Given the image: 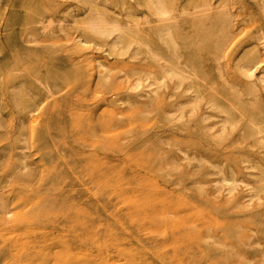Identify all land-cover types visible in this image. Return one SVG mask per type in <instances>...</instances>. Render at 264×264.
<instances>
[{"label":"rangeland","instance_id":"1","mask_svg":"<svg viewBox=\"0 0 264 264\" xmlns=\"http://www.w3.org/2000/svg\"><path fill=\"white\" fill-rule=\"evenodd\" d=\"M98 3L110 14L123 12L120 0ZM226 7L234 12L232 35L245 39L249 33L257 32L260 47H264V13L255 0H227ZM13 10L26 23L10 20L11 31L36 33L46 40L50 37L48 31L54 32L50 39L52 49L36 53L33 66H27L28 77L24 78L25 72L15 65L20 79L35 82L39 78L53 90L36 99L37 111L32 123L28 121L30 131H25L27 145L17 141L19 113L6 92H2L6 106H1V114L6 131L3 130V137L0 135V172L6 164L14 165L16 151L23 150L27 152L26 161L32 163L30 173L35 175L28 177L31 180L27 182L0 175V202L11 212L7 214L0 207V264H219L208 258L217 248L211 240L191 242L195 226L201 233H220L224 229L223 238L219 239L230 242L224 243V248L230 251L236 247L226 253L228 257L224 256L226 264H264V193L255 196L249 191L258 166L264 165V147L248 137L238 139L237 131L220 140L217 127L210 131L215 132L212 140L191 133L198 115L204 111L203 105L196 114L185 107L183 126L167 121L165 116L173 113L176 102L185 96L183 87L170 97L173 83L169 82L155 94L146 95L152 81L147 74L157 72L155 64L140 55L111 56L103 46L79 44L71 19L80 15L82 9L75 0H12L1 15V32ZM178 20L181 29L187 27L188 21ZM193 49L197 55L202 51L199 57L207 66L209 59L203 48L195 44ZM97 60L109 68L103 82L97 79L102 70ZM1 71L5 82L10 74L6 66ZM138 76L140 88L134 90ZM210 122L206 120L207 125ZM34 132L41 134V140L35 138ZM219 165L225 175H229L232 166L240 180L235 191L240 206L226 201L225 189H215ZM17 198L24 200L25 205L15 206ZM175 205L178 212L161 216L162 210ZM141 209L157 214L156 220L143 213L134 218L133 211ZM20 215L22 219H15ZM218 227L222 229L219 231ZM170 232L176 237L169 239ZM242 236L246 245L236 240Z\"/></svg>","mask_w":264,"mask_h":264},{"label":"bare ground","instance_id":"2","mask_svg":"<svg viewBox=\"0 0 264 264\" xmlns=\"http://www.w3.org/2000/svg\"><path fill=\"white\" fill-rule=\"evenodd\" d=\"M11 1L12 0H0V18L6 5ZM75 1L80 4L82 9V13L80 15L75 16L74 19L72 17L71 19V23L77 30L75 37L79 44L85 46L88 43H93L95 46H103L104 51L111 56L128 54L130 58H135L140 55L155 64L157 72L153 71V74H147V78L152 77V81L149 82L151 89H148L149 92L147 91L146 95L148 93L149 95L155 94L158 88H161V86L167 87L169 82L173 83L172 91L169 93L170 97L173 96L174 92L179 87H183L185 96L183 97V100L176 102L174 112L172 113V111H170L171 114L165 116L167 121H176L179 125L183 126L186 122H184L185 120L182 121L181 117L183 116L185 107L189 106V109L196 114L199 107L203 105L204 111H201L198 115L197 121L190 129L191 133H195L201 138L210 137L212 140L215 137L214 133L219 132V139L224 140L228 134L233 131H237L238 139H246L248 137L251 138V140L257 145L264 147V68H262V64H264V57H262L264 56V51L262 50H264V47H260L261 42L258 40L261 37L257 32L253 33V35L249 33V37L245 39H236V36L232 35L233 32L230 27L232 16H234L232 14L234 12L231 13L227 9V0H182L179 3L175 0H131L132 3L129 0H120V7L123 11L122 14H114L115 12L110 14L111 12H106L105 9L99 5L100 2L98 3V0ZM255 3L259 6L261 12L264 13V0H255ZM24 4L25 8L28 7V1ZM33 18L36 19L34 16ZM178 18L188 21V30L184 31V28L186 29L187 27H184L183 29L180 28L181 26ZM10 20H13L14 23H23V25L26 23L24 17L17 14L16 10H13L9 14L8 21L3 25L2 32L0 31V135L3 137L4 135L2 132H4L3 130L6 131L3 121L4 118L2 119L1 114V106H6L5 103L2 102L3 98L1 97L3 95L2 92L5 91L8 99L12 102L13 106L19 113L16 122V131L18 132L17 141L18 143L21 142L25 144L27 142L25 131L28 123H32L31 118L37 111L36 99L39 94L52 93L53 88L45 80H40L39 78H35V82H25L24 79H20L22 76H19L16 73L15 65H19L20 69L25 72L24 78L28 77L30 75V71L27 66L30 64L33 66V61L37 60L36 53L41 50L52 49V42H50V39L54 32L49 33L47 30L48 35L50 36L47 40L44 38L40 39L36 36V33L24 34L23 32H13L10 30ZM181 22L183 23V21ZM44 28L45 26L43 29ZM59 30L63 31L62 28ZM195 44L200 45V47H202L206 52L207 55L205 53L204 55L208 56L207 58L209 59V61L207 59V66L205 65V62L204 64L202 63L200 59L201 56L199 57L202 51L200 50L201 52L198 53L199 55H197L196 51H194L193 45L195 46ZM97 65L102 69L98 72L97 79L98 81L103 82V80L108 77L109 68L98 60ZM3 66L7 67V72L10 74V76L6 78L5 82H3L4 80L1 71ZM18 71L20 72V70ZM32 78L34 79V77ZM139 80L140 77L138 76L135 84L132 86V89L135 90L140 88ZM32 85L35 86V90L32 89ZM175 111L177 114H175ZM208 119H210L211 122L207 125L206 120ZM215 127H217L215 132H210ZM27 130L30 131L29 129ZM28 134H31V132H28ZM34 134L37 140H41V134L39 135V132H34ZM29 136L27 135V138ZM24 147L22 146V148ZM16 152L15 158L17 159V162H15L14 165H12L13 163L6 164L5 167H3V171L1 170L0 175L4 174L5 176H11L13 179H16L15 181L27 182L26 180L29 179L31 175H35L30 173L31 168L29 165H32V163L30 164L26 161V158H28L26 157L27 152L25 153L23 150L19 152L17 150ZM155 155L156 154L153 156ZM28 156L30 155L28 154ZM159 158L160 157H158V160ZM211 163H213V161ZM50 164L51 163H49V165ZM231 167H229L228 170L229 175H225L224 168L219 165L217 172L220 177L218 176L219 178L213 185L217 190L221 188L225 189L227 193L225 196V199H227L226 201L231 202L236 207L237 205L240 206L242 204L239 196L235 193L240 180L235 177L234 169ZM159 171H161V168ZM255 173L257 177L252 179L249 191H251L250 193L253 192L256 196L261 192L264 193V165L261 164V166H258V170ZM166 175H164V177ZM23 201L24 200L18 199L15 202V206H19L23 203L25 205V202ZM0 207L5 213H11L10 209H8V206L4 202H0ZM174 212H178L177 205L173 206L171 209L162 210L160 214L161 216L167 217L170 213L172 214ZM140 213H143L145 217H149L150 220H156L154 216L157 214L150 212V214H148L145 209L133 211V217H137ZM15 219H22L21 215L19 217H15ZM169 225L177 229V226L174 224ZM220 228L219 231L222 229ZM193 229H195V232L194 238H191V242L194 243L196 239L198 240L200 238L205 242L211 240V243L216 245L217 248H214V252L208 256L209 260L211 259L215 263L219 264H226L227 261H225L224 256L228 257L229 255H226V253H232L236 247H232L233 250L230 249V251H228L227 248H224V243H230L227 240V242H223L224 240L222 241L219 239L223 236L224 231L222 230L224 229H222L220 233L214 231L209 232V230L206 232L204 231L205 233H201L197 230L198 228L196 229V226L195 228L193 227ZM137 232L139 233V231ZM168 237L169 239H173L176 237V233L170 232ZM234 237L236 238V234ZM236 240L243 241V236L242 238L238 237ZM233 254H235V252ZM231 261L232 260H230V262ZM168 263L171 262L168 261Z\"/></svg>","mask_w":264,"mask_h":264}]
</instances>
